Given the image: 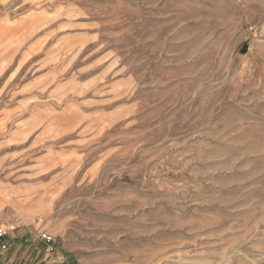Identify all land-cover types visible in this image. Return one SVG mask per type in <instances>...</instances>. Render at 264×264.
Listing matches in <instances>:
<instances>
[{
	"label": "rangeland",
	"instance_id": "1",
	"mask_svg": "<svg viewBox=\"0 0 264 264\" xmlns=\"http://www.w3.org/2000/svg\"><path fill=\"white\" fill-rule=\"evenodd\" d=\"M9 223L44 264H264V0H0Z\"/></svg>",
	"mask_w": 264,
	"mask_h": 264
},
{
	"label": "crops",
	"instance_id": "2",
	"mask_svg": "<svg viewBox=\"0 0 264 264\" xmlns=\"http://www.w3.org/2000/svg\"><path fill=\"white\" fill-rule=\"evenodd\" d=\"M19 225H15V229L3 240L8 249L0 251V264H44L41 256L50 250L46 248L41 252L38 248L43 241L39 234Z\"/></svg>",
	"mask_w": 264,
	"mask_h": 264
},
{
	"label": "built area",
	"instance_id": "3",
	"mask_svg": "<svg viewBox=\"0 0 264 264\" xmlns=\"http://www.w3.org/2000/svg\"><path fill=\"white\" fill-rule=\"evenodd\" d=\"M14 229L15 225L13 224H0V251H5L8 249V244L4 243L3 240ZM48 239H51V237H48Z\"/></svg>",
	"mask_w": 264,
	"mask_h": 264
}]
</instances>
